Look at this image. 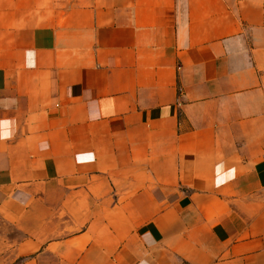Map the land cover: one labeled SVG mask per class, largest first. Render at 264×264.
Returning <instances> with one entry per match:
<instances>
[{"label": "crops", "instance_id": "obj_1", "mask_svg": "<svg viewBox=\"0 0 264 264\" xmlns=\"http://www.w3.org/2000/svg\"><path fill=\"white\" fill-rule=\"evenodd\" d=\"M0 264H264V0H0Z\"/></svg>", "mask_w": 264, "mask_h": 264}, {"label": "snow or ice", "instance_id": "obj_2", "mask_svg": "<svg viewBox=\"0 0 264 264\" xmlns=\"http://www.w3.org/2000/svg\"><path fill=\"white\" fill-rule=\"evenodd\" d=\"M90 159V157H88Z\"/></svg>", "mask_w": 264, "mask_h": 264}]
</instances>
